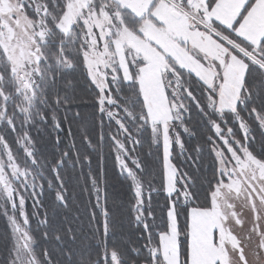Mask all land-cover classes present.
I'll return each instance as SVG.
<instances>
[{"label": "snow or ice", "instance_id": "6c2138e0", "mask_svg": "<svg viewBox=\"0 0 264 264\" xmlns=\"http://www.w3.org/2000/svg\"><path fill=\"white\" fill-rule=\"evenodd\" d=\"M262 11L264 0H242L230 15L223 0H0V264H135L109 243L106 190L100 220L90 214L92 239L78 243V230L57 213L67 207L60 173L68 148L53 159L32 136L49 128L59 147L70 106L89 102L77 94L81 81L96 109L95 142L84 123L81 140L99 147L101 178L109 143L139 209L133 220L147 233L141 248L128 249L132 257L171 264L160 240L174 231V264H264V145L253 147L257 130L264 135V32L247 30ZM193 109L206 134L189 149L185 137L198 135ZM145 141L160 173L159 186L148 176L146 197L136 154ZM177 152L207 157L211 177L180 178ZM153 195L165 201L155 240Z\"/></svg>", "mask_w": 264, "mask_h": 264}, {"label": "trees", "instance_id": "16d2710c", "mask_svg": "<svg viewBox=\"0 0 264 264\" xmlns=\"http://www.w3.org/2000/svg\"><path fill=\"white\" fill-rule=\"evenodd\" d=\"M77 94L87 96L88 103H80L79 101L70 106L68 110V119L64 124V130L60 134L62 142L57 148L55 144V132L49 128H43L40 132L35 129L32 130V136L38 140V147L45 155H50L55 159L60 155L65 148H68L69 155L65 161V165L61 170V176L65 178L67 187V207L57 209L58 216H66L67 223H70L74 230L77 231L78 243L80 241H89L92 239L95 231V225L90 221V214L96 213L97 221L101 218V213L104 208V191L107 192V203L109 208V226H110V239L109 243L115 246V249L123 256L127 255L129 260H135V264H141L144 253L140 257H132L129 248H141L148 239L147 233L144 229L137 227L133 216L139 214V209L135 207V198L132 195V190L129 186L128 180L118 174L115 168V162L109 151V143L106 141L103 148V178L100 175L101 161L98 159L100 149L97 147L95 152L89 151L81 140L78 131L81 123L86 124L89 135L92 136L95 142V123H96V109L94 107L92 94L87 92V85L81 81L76 85ZM76 111L81 114V120L75 121L73 115ZM61 118L64 116V111L60 112ZM195 126L198 133L197 137L189 139L185 137V143L189 145V149L195 145L197 140H201L202 136L206 134L201 117L199 113L193 109L192 119L190 121ZM72 129V136H68V128ZM107 132V127L105 128ZM75 139V148H71V141ZM264 145V135L257 130L256 143L254 148H259ZM148 148L147 141L144 146L137 150L136 154L142 155V162L146 166L144 174L145 184V197L147 195L148 176L155 174V178L151 183L155 186L160 184L159 173V159L156 151L152 152L149 157L146 155ZM79 153L77 159L76 153ZM86 156L91 157V164L86 163ZM192 158H189V153L185 152L180 155L178 152L174 156L176 165L179 167V177L186 178V174L196 179L205 174L211 177V169L205 167L207 157L200 161L195 159V153H191ZM210 165L211 161H206ZM96 175V184L89 183V171ZM99 192L100 203L97 205L95 196ZM44 203L51 209V196L44 197ZM165 204L164 199L159 195H153L151 201V211L155 213V221L149 220L148 226L152 232L153 240H155L157 230L163 225L162 206ZM32 201H28V211L31 212ZM37 211L42 209L37 208ZM147 201L145 204V215L141 217V222L147 219ZM3 221H0V231L3 230ZM35 222L33 228L35 229ZM181 227H183V217H181ZM151 247V245H149Z\"/></svg>", "mask_w": 264, "mask_h": 264}, {"label": "rangeland", "instance_id": "374dc122", "mask_svg": "<svg viewBox=\"0 0 264 264\" xmlns=\"http://www.w3.org/2000/svg\"><path fill=\"white\" fill-rule=\"evenodd\" d=\"M242 3V0H223L224 12L225 14H232L235 11H238L239 4ZM248 31L251 33H261L264 32V11L258 13L257 15L251 17L248 21ZM171 179V177H168ZM174 227V225H173ZM195 244V241L193 242ZM161 251L168 255L171 264H174L175 261V234L174 231L169 235L164 236L160 240ZM192 254L197 255L196 248H192Z\"/></svg>", "mask_w": 264, "mask_h": 264}]
</instances>
